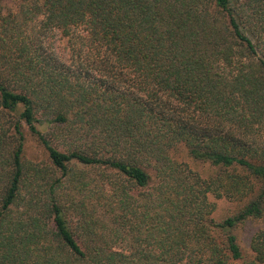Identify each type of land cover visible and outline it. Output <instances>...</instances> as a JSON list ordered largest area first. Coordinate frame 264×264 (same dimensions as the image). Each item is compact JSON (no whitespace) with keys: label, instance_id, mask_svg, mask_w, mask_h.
<instances>
[{"label":"trees","instance_id":"trees-1","mask_svg":"<svg viewBox=\"0 0 264 264\" xmlns=\"http://www.w3.org/2000/svg\"><path fill=\"white\" fill-rule=\"evenodd\" d=\"M263 218L264 0H0V264H264Z\"/></svg>","mask_w":264,"mask_h":264},{"label":"rangeland","instance_id":"rangeland-1","mask_svg":"<svg viewBox=\"0 0 264 264\" xmlns=\"http://www.w3.org/2000/svg\"><path fill=\"white\" fill-rule=\"evenodd\" d=\"M7 5H9V4H7ZM53 45H54L53 47L56 50L61 51L63 49L61 47L64 45V41L62 42L58 36H55ZM179 153L180 154L177 155V158L180 161L187 162L188 165L191 168H193L194 165L191 162V160L187 157L186 151L182 149V151L179 152ZM232 208L233 207H231L227 203L219 201V202H217V209H216V212L214 214V217L218 221V220H220L219 218L222 215L228 213L229 211H232L233 210ZM258 232H263L264 233V218L261 219V220H258V221H250V222L246 223V225L243 227L239 239H240V244H241V246L243 247L244 250L247 251V246H248V242H249L250 238L252 236H254L256 233H258ZM240 263L241 262L235 263V264H240Z\"/></svg>","mask_w":264,"mask_h":264}]
</instances>
